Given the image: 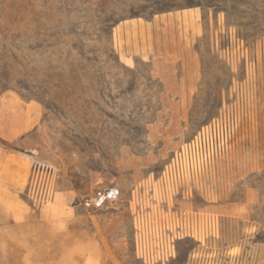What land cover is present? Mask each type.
<instances>
[{"label": "rangeland", "instance_id": "rangeland-1", "mask_svg": "<svg viewBox=\"0 0 264 264\" xmlns=\"http://www.w3.org/2000/svg\"><path fill=\"white\" fill-rule=\"evenodd\" d=\"M7 94L4 174L33 209L83 215L84 264H264V0H0ZM114 186L112 207L79 206Z\"/></svg>", "mask_w": 264, "mask_h": 264}, {"label": "crops", "instance_id": "crops-1", "mask_svg": "<svg viewBox=\"0 0 264 264\" xmlns=\"http://www.w3.org/2000/svg\"><path fill=\"white\" fill-rule=\"evenodd\" d=\"M20 107V99L14 94L0 98V264H84L85 244L93 251L98 240L87 237L83 215L76 212L73 227L63 221L59 211L33 209L13 177L4 174L5 167L14 171L12 161L18 159L13 146L20 136ZM80 191L76 185L64 193L69 196ZM75 207H71L73 213ZM201 209L222 207L207 205Z\"/></svg>", "mask_w": 264, "mask_h": 264}, {"label": "built area", "instance_id": "built-area-1", "mask_svg": "<svg viewBox=\"0 0 264 264\" xmlns=\"http://www.w3.org/2000/svg\"><path fill=\"white\" fill-rule=\"evenodd\" d=\"M29 193L38 204H46L53 197V173L47 169L34 170L29 183ZM121 196L118 187H103L79 198V206L88 211H99L115 205Z\"/></svg>", "mask_w": 264, "mask_h": 264}]
</instances>
